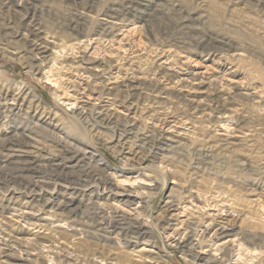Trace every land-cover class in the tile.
<instances>
[{
  "label": "rangeland",
  "instance_id": "obj_1",
  "mask_svg": "<svg viewBox=\"0 0 264 264\" xmlns=\"http://www.w3.org/2000/svg\"><path fill=\"white\" fill-rule=\"evenodd\" d=\"M0 264H264V0H0Z\"/></svg>",
  "mask_w": 264,
  "mask_h": 264
},
{
  "label": "bare ground",
  "instance_id": "obj_2",
  "mask_svg": "<svg viewBox=\"0 0 264 264\" xmlns=\"http://www.w3.org/2000/svg\"><path fill=\"white\" fill-rule=\"evenodd\" d=\"M39 50V49H38Z\"/></svg>",
  "mask_w": 264,
  "mask_h": 264
}]
</instances>
